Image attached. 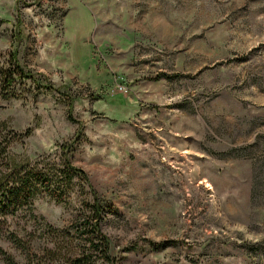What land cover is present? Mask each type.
<instances>
[{
    "label": "rangeland",
    "instance_id": "374dc122",
    "mask_svg": "<svg viewBox=\"0 0 264 264\" xmlns=\"http://www.w3.org/2000/svg\"><path fill=\"white\" fill-rule=\"evenodd\" d=\"M16 62L53 89L7 85ZM8 133L89 179L9 218L36 249L95 195L117 264H264V0H0Z\"/></svg>",
    "mask_w": 264,
    "mask_h": 264
},
{
    "label": "trees",
    "instance_id": "16d2710c",
    "mask_svg": "<svg viewBox=\"0 0 264 264\" xmlns=\"http://www.w3.org/2000/svg\"><path fill=\"white\" fill-rule=\"evenodd\" d=\"M11 58L15 61L16 54H11ZM3 76L7 85L18 77L20 80L29 79L47 91L53 89L17 62L14 70ZM23 134L29 135V130ZM23 134L8 133L0 136V238L4 236L14 243L25 255L26 264H117L110 252L109 237L102 230L104 214L95 195L91 203H86L88 212L81 214L79 222L65 228H54L46 224L43 229L46 235L43 247L36 249L30 237L24 240L19 232L11 228L9 218L20 211L33 218L31 205L38 195L46 193L60 202L68 196L75 178L79 183L89 185L85 170L72 164L66 154H63L59 162L46 158L15 161L9 147ZM71 146L61 145L63 153L71 150ZM0 260V264H16L13 255L1 245Z\"/></svg>",
    "mask_w": 264,
    "mask_h": 264
},
{
    "label": "built area",
    "instance_id": "2783aa9c",
    "mask_svg": "<svg viewBox=\"0 0 264 264\" xmlns=\"http://www.w3.org/2000/svg\"><path fill=\"white\" fill-rule=\"evenodd\" d=\"M119 88L121 89V91H123V92H127V88H126V86H124V85H120Z\"/></svg>",
    "mask_w": 264,
    "mask_h": 264
}]
</instances>
